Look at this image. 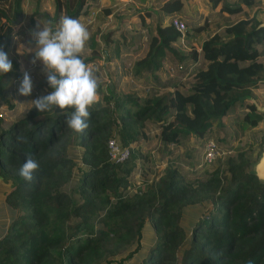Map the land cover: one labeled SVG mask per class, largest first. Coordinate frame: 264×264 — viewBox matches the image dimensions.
I'll return each instance as SVG.
<instances>
[{"label": "trees", "instance_id": "16d2710c", "mask_svg": "<svg viewBox=\"0 0 264 264\" xmlns=\"http://www.w3.org/2000/svg\"><path fill=\"white\" fill-rule=\"evenodd\" d=\"M25 1L0 0V48L13 62V71L0 75V109L14 107V80L23 77L9 51ZM52 1L50 15L35 0L31 26L47 18L55 31L62 16L76 18L86 2ZM253 2L210 0L211 9L221 4L226 20L198 49L190 41L191 26L185 22L181 32L164 21L178 17L183 0H150L139 12L143 27L145 17L154 21L148 50L133 63L126 88L114 76L101 81V100L83 134L66 126L71 109L39 113L30 105L11 121L0 110V178L8 186L9 212L0 222V264H264V182L251 171L263 129L258 148L218 156L200 176L190 177L171 163L149 180L135 182L132 172L141 158L135 141L149 138L151 130L167 151L192 138H212V131L226 128L229 116L243 130L261 123L264 112L246 99L264 82L263 20L228 17ZM126 31L124 39L138 35ZM101 52L97 45L83 56L85 63ZM136 82L146 90H132ZM36 91L41 96L51 91L44 74ZM111 137L129 149L124 160H111ZM212 139L225 153L231 149L228 141ZM28 156L40 164L30 184L18 174Z\"/></svg>", "mask_w": 264, "mask_h": 264}, {"label": "rangeland", "instance_id": "374dc122", "mask_svg": "<svg viewBox=\"0 0 264 264\" xmlns=\"http://www.w3.org/2000/svg\"><path fill=\"white\" fill-rule=\"evenodd\" d=\"M41 1V10H46L49 12L50 15L54 13V4L52 0H40ZM34 2L35 0H28L25 1V13L27 15L24 16L23 21L19 24V26L14 29V35L12 40L14 41V47L12 48L11 51H9V54H13L17 57L18 61H20V64L22 66V70H29V68H34V66L29 67L31 65L30 59L34 53L28 52L29 50H34L35 46V41H32V38L30 36V31L34 28V26H31L30 23V15L31 12L33 11L34 7ZM143 3L145 4H140L139 7L130 9L129 7H126L129 10L125 11L128 13L127 19H130L132 23L135 24V22H139V17L137 15V11L142 12L145 8L148 7L147 4H149L148 0H145ZM210 5V0H183V7L182 10L177 13L178 17H181L188 26H191L192 34L190 36V41L193 43L198 49L200 47V43L204 38L209 37L216 31H219L223 29V25L225 23L226 18L224 16L223 12H220V3L217 4L213 9H211ZM120 6H123L120 4ZM131 7V6H130ZM119 11H117V14H119ZM124 11V12H125ZM134 11V12H133ZM228 15V14H227ZM255 16L259 20L264 21V0H254L253 4L250 6H243L242 12H237L234 14H230L228 17L229 20L234 21L238 20L242 17H252ZM41 24L47 25L49 20L46 18L38 19ZM147 23V29H150L151 26H153V20H151L150 17H146L145 19ZM128 21V24L122 26L123 29L120 30V33L124 31V29H128L131 25ZM56 24V23H55ZM58 25V24H57ZM113 21H109V26H114ZM192 25H195L193 27ZM125 27V28H124ZM196 27H201L200 29H196ZM151 30V29H150ZM0 31H1V26H0ZM186 33V32H185ZM126 35V34H124ZM123 37H121L122 39ZM31 41V44L29 43ZM121 41V40H119ZM125 42L123 44L125 45H130L132 46L131 39L126 38L124 39ZM101 45V44H100ZM104 47L100 49V51H103L107 48L108 52H111L113 47H108L106 44ZM123 51L124 48L121 46L120 47ZM18 49L21 51L18 52ZM94 47L92 48V50ZM87 50V48L85 49ZM148 50V43L145 42L144 40L139 43L138 41L131 47V51H134L131 53L132 60L140 59L145 56L146 52ZM92 54V53H91ZM119 58L116 59H104L106 62L108 60H111V64H117L120 66L122 64V68H124L128 64L126 60H118ZM136 59V60H137ZM132 63V62H131ZM106 64V63H105ZM124 64V65H123ZM35 69L33 70L34 72V77L33 82H34V89L33 93L29 97L22 96L18 93V88L20 86L21 80H14V91L12 93L13 95V102H14V107L13 108H6L3 107L1 108V113H3V116L5 117L6 120L11 121L15 119L16 117L20 116L24 110L32 105V100L41 96V94H38V91H36L37 87L43 80V72H42V65L37 62L35 65ZM132 68V67H131ZM113 68L109 69V73L111 74ZM121 70L120 74L121 76L119 77L118 84L120 87L126 88L129 81H132V74L130 72H126V70ZM113 75V74H112ZM32 77V76H31ZM189 77V76H188ZM187 81V80H186ZM132 90H138L140 92L145 91V87H141L140 84L138 83H132ZM252 98L258 105H264V82L261 81L257 87H255L251 93ZM247 102L252 103L253 100L251 98L246 99ZM240 108L236 109V111H239ZM235 116L239 115L238 113H232ZM231 116L226 120V128H217L218 130L212 131V138L217 139V138H222L224 141H228L230 144L231 149L227 150L226 153L223 154L222 157L226 156L227 154H233L238 150H250L251 147L253 149L255 147L258 148L259 144L262 141V129L264 132V118L261 121V123L253 128L250 129H240L239 125H237L234 121V119H230ZM217 137V138H216ZM212 138H208V140L199 139V138H192L188 143L186 144H178L177 146L171 147L167 149V151H163L160 148L158 149L157 146V140L155 137L152 138H147L146 140H136L135 144H139V152H141V158L140 156L137 157V160L139 163L137 166L133 169V173H136L140 178H144L146 180L152 179L153 177L159 176L162 172L167 163H171L174 165L179 166L182 170L188 172V176L193 177L194 175L200 176L202 169L209 170L211 167H213L215 164V161H211L207 163V167H204L203 164V154H204V149L205 145L209 142H213L214 140ZM220 139L218 140V144L222 147L224 144H220ZM263 143V142H262ZM80 149V148H78ZM226 149V148H225ZM142 154H144L142 156ZM192 161L195 165L191 166L190 162ZM140 164H144V167ZM210 165V166H209ZM8 190V186L2 178H0V222L7 217L8 215V209L7 206L4 202V194ZM145 252V250L143 251ZM180 252L178 255L180 256ZM144 256V253L141 254V257L136 256L135 261H140L142 257ZM139 257V258H138ZM127 264V263H126Z\"/></svg>", "mask_w": 264, "mask_h": 264}, {"label": "clouds", "instance_id": "9594fccd", "mask_svg": "<svg viewBox=\"0 0 264 264\" xmlns=\"http://www.w3.org/2000/svg\"><path fill=\"white\" fill-rule=\"evenodd\" d=\"M35 41L32 65L39 62L51 91L32 100L33 107L39 112H51L54 108L71 111L66 116V126L74 133L83 134L89 129L91 109L100 102L101 80L96 72L83 59V54L91 39L88 27L78 19L62 16L55 31L39 21L30 31ZM31 44V41H29ZM21 50L18 49V52ZM13 71V62L0 48V75ZM18 93L29 97L33 93L34 82L27 70ZM40 164L31 156L25 160L18 174L26 183H32Z\"/></svg>", "mask_w": 264, "mask_h": 264}, {"label": "crops", "instance_id": "0c3cea01", "mask_svg": "<svg viewBox=\"0 0 264 264\" xmlns=\"http://www.w3.org/2000/svg\"><path fill=\"white\" fill-rule=\"evenodd\" d=\"M26 1H28V0H26ZM144 1L145 0H86L85 5H84L85 8L83 7L84 9L75 18V19H78L81 23L85 24L91 33V39H90L89 44L87 46V50H85V52L83 54L84 57L91 56L92 48L93 47L97 48V45H99L100 49L105 46L103 44H106L110 48L111 47L114 48V49H112L111 52H108L107 48H106L103 51V53L101 52L100 53L101 55L98 56L95 60L89 61L87 63V65L96 72V74L98 75V77L100 78L101 81L109 83V81L112 80L111 77H113V76L116 77L115 80H117V82L119 81V77L121 76L120 72H121V70H124V68L121 69L122 64H120V66L117 64L113 65V63L111 64L110 61L113 59H116V58H119L118 60H126L128 64L126 65L125 70L126 71L130 70V73H131V69H132L131 67L133 66V63L138 58L137 57L136 59L132 60L133 55H131V53L134 51H131V47L137 41L139 43H141L142 40H144L145 42H148L146 37L149 34L150 29L153 28L154 23H153V26L150 27V29H147V23L145 21L146 27H143V25L140 22V17H139L140 11H137V15L139 17V22H135V24H134V23L130 22L131 21L130 19H127L128 13L125 11V9L129 10L126 7H129L130 9H133L136 7L138 8L140 4H145V3H143ZM148 1L150 3V0H148ZM120 4H122L123 6H120ZM147 5H149V4H147ZM106 8H108L109 11L104 10ZM24 9H25V4H24ZM118 10H121V12L119 11V14H117ZM25 15H27V13H25ZM147 17H149V16H147ZM170 17H171L170 15H167L165 17L164 21H166V22L169 21ZM150 18H151V20H153L152 17H150ZM145 19H146V17H145ZM109 21H113L115 25L109 26ZM128 21L130 22V24H134L128 28H132L133 31L138 32V35H134V37H131L132 39L129 38V39H131L132 46L123 44V42H125L124 38L121 39V37H123L122 34L123 35L129 34V32L126 31L127 28L124 29V31H122V34L120 33V30H119L120 28L122 30L123 29L122 26L128 24ZM128 26H129V24H128ZM105 39L108 40L109 43H106ZM119 40H121V41H119ZM121 46L124 48V51L120 48ZM186 47L188 48V46H186ZM106 52L111 55L110 58L107 57ZM104 59H111V60H108L106 62V60H104ZM19 64H20V61H19ZM20 66H21V64H20ZM21 68H22V66H21ZM110 68H113L111 74L109 73ZM132 80H133V78H132ZM129 83L131 84L130 81H129ZM140 86L143 87V85H141V84H140ZM150 132L151 133H149V138L155 137V139L157 140V146L156 147L159 149V140L155 136L156 131L151 130ZM132 172H134V171H132ZM133 175L135 177L134 181L138 182L140 180V177L136 173H133Z\"/></svg>", "mask_w": 264, "mask_h": 264}, {"label": "built area", "instance_id": "2783aa9c", "mask_svg": "<svg viewBox=\"0 0 264 264\" xmlns=\"http://www.w3.org/2000/svg\"><path fill=\"white\" fill-rule=\"evenodd\" d=\"M170 23H172L174 27L181 32L185 30V21L176 16L170 19ZM205 146L206 147L203 154L204 163L214 161L218 156H221L225 153L223 150H220L215 141H211ZM108 149L110 158L114 162L122 161L129 155V149L127 147H123L115 137H111L108 140Z\"/></svg>", "mask_w": 264, "mask_h": 264}, {"label": "water", "instance_id": "95a60500", "mask_svg": "<svg viewBox=\"0 0 264 264\" xmlns=\"http://www.w3.org/2000/svg\"><path fill=\"white\" fill-rule=\"evenodd\" d=\"M261 24L263 25L264 21ZM247 97L253 100L252 103L258 110L264 112V105H258L251 95H248ZM251 171L259 178L260 181L264 182V141L262 143L261 152L259 153L257 159L252 163Z\"/></svg>", "mask_w": 264, "mask_h": 264}]
</instances>
